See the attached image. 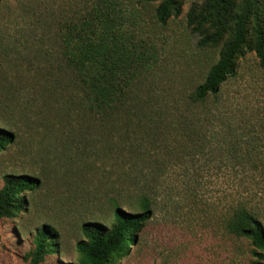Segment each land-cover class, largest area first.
<instances>
[{"label":"rangeland","instance_id":"rangeland-1","mask_svg":"<svg viewBox=\"0 0 264 264\" xmlns=\"http://www.w3.org/2000/svg\"><path fill=\"white\" fill-rule=\"evenodd\" d=\"M203 1L178 0L180 13L161 24L155 18L160 0H0V21L16 16L21 28L48 19L57 28L66 16L78 20L94 6L107 11L153 52V68L133 93L156 105L192 95L220 58L225 41L201 46V36L187 25L191 4ZM39 32L0 30V122L15 133L0 150V189L6 173L28 174L40 181L26 192L22 211L0 219V264H31L36 232L45 224L57 231L59 252L46 255L40 264H75L80 257L77 243L85 238L84 222L109 228L115 221V204L141 211V195L151 200L150 216L116 264H253L250 241L226 230L225 208L229 182L250 181L255 173L234 175L208 147L196 153L162 150L150 156L160 164H149L143 172L149 179L160 175L162 182L155 188L147 181L131 182L132 156L116 138L108 141L98 127H68L63 97L53 91L65 82H55L59 73L50 75L53 70L48 67L58 63L59 48H48L49 59L37 53ZM237 62V75L228 78L223 90L232 99L242 98L246 118L255 111L263 120L264 68L249 45ZM249 129L241 132L257 141L258 162L264 161V126L258 125L254 133ZM162 137L168 138L169 149H181H175L179 138L173 133ZM257 195L264 221L262 168Z\"/></svg>","mask_w":264,"mask_h":264},{"label":"trees","instance_id":"trees-1","mask_svg":"<svg viewBox=\"0 0 264 264\" xmlns=\"http://www.w3.org/2000/svg\"><path fill=\"white\" fill-rule=\"evenodd\" d=\"M262 10L264 0L192 3L186 20L191 31L201 36L199 44L217 45L225 41V45L220 58L192 95L156 105L133 93L136 84L153 68V52L143 39L126 30L121 19L99 7L94 6L78 20L66 16L57 28L48 19L39 20L36 26L28 23L20 28L17 17L11 16L1 19L0 30L20 29L26 33L39 30L37 53L47 59L52 58L48 48H59L58 63L48 67L53 70L50 75L59 73L55 82H65H57L53 91L59 90L63 97L68 127L90 130L98 127L107 134L108 141L116 138L132 156L131 182H148L152 188L162 182L160 175L152 174L149 179L143 173L153 163L160 164L158 158L150 156L162 150L187 149L186 153H196L208 147L234 175L242 171L255 173L256 177L250 181L238 178L229 182L225 228L232 235L247 238L253 246V264H264V221L258 214L257 195L258 168L264 170V161L258 162L257 141L247 139L241 132L250 127L249 133H254L258 125L264 126V117L258 118L254 111L246 118L242 98L232 99L223 90L228 78L237 75V58L244 46H250L264 68ZM174 13H180L178 0H160L155 18L165 24ZM62 127H66L64 122ZM170 133L179 138L175 149H181H169L168 138L162 135ZM14 136L10 125L0 122V150ZM3 179L0 219L13 218L24 209L26 192L38 187L40 181L28 174L14 173H6ZM139 206L141 211L126 210L116 203L115 221L109 228L99 222H84L85 238L77 243L80 257L75 264H116L135 243L137 232L150 216L151 200L146 195H141ZM57 236L51 225L38 228L35 247L30 252L31 264H40L46 255L59 252Z\"/></svg>","mask_w":264,"mask_h":264}]
</instances>
